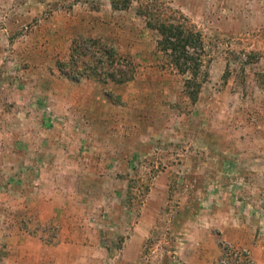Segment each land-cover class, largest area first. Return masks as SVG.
Instances as JSON below:
<instances>
[{
    "label": "rangeland",
    "instance_id": "1",
    "mask_svg": "<svg viewBox=\"0 0 264 264\" xmlns=\"http://www.w3.org/2000/svg\"><path fill=\"white\" fill-rule=\"evenodd\" d=\"M137 1L0 0V264H264V0H164L202 34L195 98ZM80 37L134 79H66Z\"/></svg>",
    "mask_w": 264,
    "mask_h": 264
},
{
    "label": "trees",
    "instance_id": "2",
    "mask_svg": "<svg viewBox=\"0 0 264 264\" xmlns=\"http://www.w3.org/2000/svg\"><path fill=\"white\" fill-rule=\"evenodd\" d=\"M118 1L111 0L112 7L124 9L130 5V0ZM136 13L144 17L148 28L156 31V50L163 56L165 64L188 75L184 79V90L187 96L195 98L205 79L201 32L189 18L164 0H138ZM57 68L72 82L91 79L102 84L109 81L125 84L135 76V66L129 58L93 37L75 38L68 59L59 61Z\"/></svg>",
    "mask_w": 264,
    "mask_h": 264
}]
</instances>
